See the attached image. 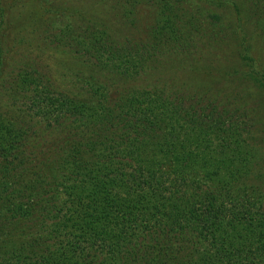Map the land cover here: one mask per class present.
I'll return each instance as SVG.
<instances>
[{"label": "trees", "instance_id": "1", "mask_svg": "<svg viewBox=\"0 0 264 264\" xmlns=\"http://www.w3.org/2000/svg\"><path fill=\"white\" fill-rule=\"evenodd\" d=\"M95 1L114 31L80 14L74 34L41 36L80 65L85 94L57 92L58 73L31 54L0 69V264H264V148L233 121L245 94L232 79L218 96L201 79L132 86L176 61L216 83L237 74L218 65L228 34L180 0L145 31L135 11L151 0ZM244 1L264 41V0ZM240 58L241 79L264 89L255 59Z\"/></svg>", "mask_w": 264, "mask_h": 264}, {"label": "rangeland", "instance_id": "2", "mask_svg": "<svg viewBox=\"0 0 264 264\" xmlns=\"http://www.w3.org/2000/svg\"><path fill=\"white\" fill-rule=\"evenodd\" d=\"M163 1L173 4L178 0H151L149 4L137 7L135 16L139 29L145 31V28L155 24L159 17L158 14L162 10ZM180 1L182 5H186L189 8V11L186 8L187 12L195 13L197 16L201 14L200 19L205 24L209 23L210 26L213 24L224 34H228L229 37L222 44V48L225 50L229 49L231 52L222 50L221 57L227 56V59L219 61L220 64L216 62L215 64H218L219 67L229 68L230 72L234 68L237 74L234 72L228 77H223L220 76V73H214V76H216L215 80L218 81L217 84L212 76L208 79L202 74L201 78H199L183 71L182 66L179 65L180 62L176 61L175 63L178 65H175V68L159 72L160 74L157 72L158 74L152 76L151 80L145 82L144 80L132 82V86L140 87L148 82L156 81L174 83L186 87L190 86V84H196L201 79L200 83L208 86V92H211L213 96H218L221 95L218 91L221 87L220 83L227 82L225 79H232V84L234 85L231 88L232 93L237 91L245 94V96H238L235 100L236 104L243 106L244 111L238 112L233 121H237L239 124L242 123L240 124L241 128L248 131L242 132L241 138L249 137L248 140L250 142H256L257 145L264 148V89L257 88L250 79H241L239 76L249 70L245 60L240 58L241 54H248L254 58L253 69L264 73V41L256 35L257 28L254 22L256 16L251 18V13L244 0ZM107 9L111 13L112 10L109 9V3H98L95 0H0L1 76H10L14 66H11V64L27 53L31 54V56L39 57L44 63H48L52 72L58 73L53 80L57 92L65 93L66 95L79 91L85 94L87 86L82 85L83 88L78 89L79 84L77 82L78 79H81V74H77L76 71H79L80 65L75 63L66 53L49 51L44 48L41 36L47 31L57 33L56 31L60 29H68L74 34V18L80 19V14L87 16V18L92 17V19L97 21L105 18L104 24L108 26L109 30L114 31L118 27L113 24V20L111 21L104 16L108 14ZM261 20L264 21V14L261 15ZM241 34H245V42L240 40ZM16 36H19V40L14 39ZM43 36V41H45V35ZM122 36L121 34L119 37ZM138 38L143 39V34L139 35ZM195 41L197 45L195 49L197 50L205 40L197 36ZM247 46L249 48L247 53H245ZM39 50H41L40 55L38 54ZM237 76L240 78L236 79ZM213 83L216 84L213 85ZM117 85L110 86L112 97H117L119 92L121 93L125 89L123 82H118Z\"/></svg>", "mask_w": 264, "mask_h": 264}]
</instances>
